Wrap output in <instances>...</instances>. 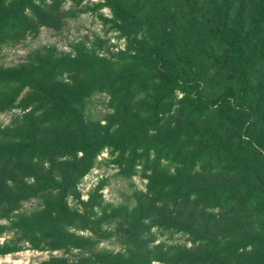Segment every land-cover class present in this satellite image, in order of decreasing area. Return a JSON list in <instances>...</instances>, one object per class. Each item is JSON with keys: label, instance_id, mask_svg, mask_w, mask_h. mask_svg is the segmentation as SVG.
Returning <instances> with one entry per match:
<instances>
[{"label": "rangeland", "instance_id": "rangeland-1", "mask_svg": "<svg viewBox=\"0 0 264 264\" xmlns=\"http://www.w3.org/2000/svg\"><path fill=\"white\" fill-rule=\"evenodd\" d=\"M165 5L177 24L170 61L178 64L183 54L193 60L178 64L185 74L191 67L220 70L222 63H212L214 70L208 59L218 63L228 52L224 25L234 28L237 21L247 29L253 14L240 0H167ZM145 21L144 31L136 32L108 0H0V75H33L21 83L30 87L22 90L19 84L0 101V264H113L117 256L184 264L186 254L208 249L171 225L173 205L156 202L159 191L152 187L155 176L202 191L208 177L200 170L191 178L178 173L172 159L163 160L159 171L152 168L164 140L177 136L185 142L192 120L202 121L195 97L213 104L225 85L214 74L200 89L173 87L135 47L153 37L148 31L156 23L151 17ZM64 105L70 110L59 117ZM223 120L218 114L214 126ZM258 123L257 136L264 132V113ZM105 137L114 143L138 139L134 168L129 170L132 145L124 157L106 147L91 168L83 167L81 148ZM50 146L76 151L71 157L47 156L42 150ZM191 203L202 228L208 216ZM254 217L249 220L257 228Z\"/></svg>", "mask_w": 264, "mask_h": 264}, {"label": "trees", "instance_id": "trees-1", "mask_svg": "<svg viewBox=\"0 0 264 264\" xmlns=\"http://www.w3.org/2000/svg\"><path fill=\"white\" fill-rule=\"evenodd\" d=\"M142 1L108 0L115 15L136 32L144 31L146 19L151 17L155 21L154 30L148 31L153 35L151 41H138L135 44L143 54L145 64L156 66L173 87L196 86L200 89L201 84L204 86L203 80H212L209 75L215 74L226 89L213 104L201 95L195 97V104H198L193 107L203 110V114L197 115L202 121L192 120L187 131V134L190 133L189 138L185 142L177 136L169 139L173 143L164 140L158 149V161H155L152 168L159 171L163 160L172 159L176 172H184L185 176L191 178L198 175L196 172L200 170L203 176L208 177L206 189L202 191L186 182L155 176L152 179V187L156 191L158 189L157 194L160 196L156 202H162V206L173 205L175 218L171 225L199 238L208 247L200 255L196 253L198 251L186 254L184 264H264V233L260 232L264 229V132L257 136L258 130L262 128L258 122L264 113V76L261 74L264 69V0H240L242 5L246 3L247 8L253 9L247 29L242 28L237 21L234 28L224 25L223 29L230 42L228 52L218 63L214 62V58L208 59L211 65L222 63L220 70L211 73L206 69L194 71L191 67L189 74H185L179 67L187 62L192 63L188 54H183L182 60L181 57L176 58L179 65L170 61L172 51L177 47L174 43L175 32L172 31L177 24L175 16L165 9L167 0ZM245 9L242 8V12ZM1 31L0 25V35ZM258 62L262 65L259 66ZM32 78L31 73L0 75V101L9 97L22 81L28 83ZM256 82L259 86L254 88ZM21 85L22 90L30 87V84ZM70 106H62L58 116L63 117ZM218 114L224 120L214 126L213 121ZM200 127H206V130ZM136 142L139 143L138 139L133 138L131 142L114 143L105 137L99 143H86L80 151L86 160L82 159L80 163L88 170L94 163V157L106 147L111 146L124 157L128 153V146L132 145L131 170L138 159L135 155L138 149ZM57 147L50 146L42 152L47 156L57 153L71 157L70 154L76 151L66 146ZM150 150L146 151V156ZM51 181L47 179L46 185ZM191 202L208 216L202 228L193 219L197 211ZM184 212L190 213L181 216ZM215 212L218 214L213 215ZM253 213L258 222L257 228L249 220ZM196 229H201V233L197 234ZM113 264L145 263L122 261V257L117 256Z\"/></svg>", "mask_w": 264, "mask_h": 264}]
</instances>
